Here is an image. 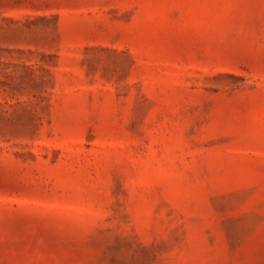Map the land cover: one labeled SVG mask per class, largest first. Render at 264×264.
Masks as SVG:
<instances>
[{"label": "rangeland", "instance_id": "1", "mask_svg": "<svg viewBox=\"0 0 264 264\" xmlns=\"http://www.w3.org/2000/svg\"><path fill=\"white\" fill-rule=\"evenodd\" d=\"M0 264H264V0H0Z\"/></svg>", "mask_w": 264, "mask_h": 264}]
</instances>
